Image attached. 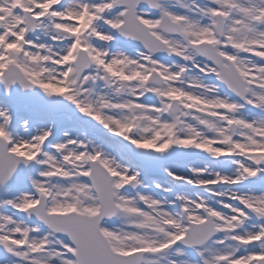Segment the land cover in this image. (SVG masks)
Returning <instances> with one entry per match:
<instances>
[{
  "label": "snow or ice",
  "instance_id": "obj_1",
  "mask_svg": "<svg viewBox=\"0 0 264 264\" xmlns=\"http://www.w3.org/2000/svg\"><path fill=\"white\" fill-rule=\"evenodd\" d=\"M0 264H264V0H0Z\"/></svg>",
  "mask_w": 264,
  "mask_h": 264
}]
</instances>
